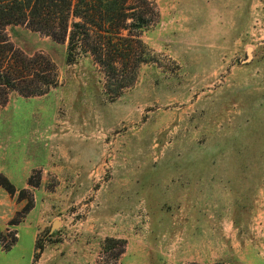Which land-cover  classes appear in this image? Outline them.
<instances>
[{"label":"rangeland","instance_id":"1","mask_svg":"<svg viewBox=\"0 0 264 264\" xmlns=\"http://www.w3.org/2000/svg\"><path fill=\"white\" fill-rule=\"evenodd\" d=\"M119 8L145 47L115 99L86 42L69 64L68 38L7 27L58 77L0 108V264H264V0Z\"/></svg>","mask_w":264,"mask_h":264},{"label":"trees","instance_id":"2","mask_svg":"<svg viewBox=\"0 0 264 264\" xmlns=\"http://www.w3.org/2000/svg\"><path fill=\"white\" fill-rule=\"evenodd\" d=\"M119 9V0H0V108L9 102L12 91L25 97L39 96L57 84V66L53 61L43 56L30 57L10 39L7 27L19 24L50 35L56 41L68 38L66 60L69 64L76 62L81 42H86L83 48L87 45L105 69L109 95L113 99L121 96L144 61L137 55L136 44L140 47L145 44L137 39L133 46L127 43L129 38L121 36L119 22L124 14ZM73 13L82 21L70 24ZM108 22L110 27L104 30ZM146 23L144 16L138 14L131 26L137 31ZM90 27L109 33L107 40L101 42L105 36L96 32L101 35L100 43L90 42Z\"/></svg>","mask_w":264,"mask_h":264},{"label":"crops","instance_id":"3","mask_svg":"<svg viewBox=\"0 0 264 264\" xmlns=\"http://www.w3.org/2000/svg\"><path fill=\"white\" fill-rule=\"evenodd\" d=\"M9 101H11V100H10V97H9ZM8 103H9V102H8ZM8 103H7V104H8ZM7 104L4 106V108L7 106ZM4 108H3V109H4Z\"/></svg>","mask_w":264,"mask_h":264}]
</instances>
